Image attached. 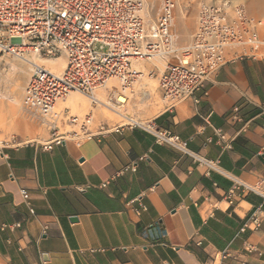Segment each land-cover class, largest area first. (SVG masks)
I'll use <instances>...</instances> for the list:
<instances>
[{
	"label": "crops",
	"instance_id": "obj_1",
	"mask_svg": "<svg viewBox=\"0 0 264 264\" xmlns=\"http://www.w3.org/2000/svg\"><path fill=\"white\" fill-rule=\"evenodd\" d=\"M178 9L179 4L173 33L181 46L178 25L184 22ZM196 28L197 21L192 35ZM235 54L239 51H231L228 63L176 109L167 110L161 100L156 115L133 117L155 121L187 141L191 151L219 160L227 175L254 184L264 181V49L254 58L233 60ZM141 65L136 86L146 73L161 70L155 65L145 72ZM13 74L0 73V139L19 135L34 142L0 152V264H264V220L259 231L238 234L258 207L264 212L260 197L250 194L230 206L229 177L205 175L189 157L140 129L45 151L40 144L50 134L38 136L35 125L19 116L22 81ZM84 107L79 101L73 110ZM93 117L96 124H122L94 112ZM217 130L233 140L231 150L207 143ZM132 162H138L137 171L119 176ZM140 205L147 210L137 215ZM15 224L20 228L1 229ZM154 227L166 235L152 238L148 230ZM224 252L229 256L222 259Z\"/></svg>",
	"mask_w": 264,
	"mask_h": 264
},
{
	"label": "built area",
	"instance_id": "obj_2",
	"mask_svg": "<svg viewBox=\"0 0 264 264\" xmlns=\"http://www.w3.org/2000/svg\"><path fill=\"white\" fill-rule=\"evenodd\" d=\"M177 7L178 0H0V56L24 63L33 57L65 60L60 73L41 64L29 66L22 107L38 118L50 134V140L40 144L45 151L69 141L101 139L125 128L140 129L152 135L158 144L189 157L205 169V175L218 172L229 177L232 186L225 199L230 206L250 194L260 197L264 204V181L251 184L227 175L219 160H209L191 151L187 141L160 129L155 121L127 117L121 125L110 127L96 124L92 113L73 116L67 109L59 108L71 94L86 97L93 108L103 107L96 98L100 91H108L117 109L124 108L128 94L143 77L137 66L164 60L166 66L157 81L162 103L172 111L192 98L228 63L231 51L238 50L233 60H241L254 58L257 49H264V19L255 20L243 6L228 2L201 3L196 31L187 45L178 46L173 33ZM207 143H215L227 151L232 149L233 140L217 130L215 138ZM6 146L19 145L2 143L0 152ZM137 167L138 162H132L118 175L134 173ZM21 195L34 215L29 193L23 190ZM146 210L140 205L135 213L140 215ZM263 220L260 206L238 234L259 231ZM6 228H20V224L4 225L1 229ZM148 234L155 239L166 232L154 227ZM247 251L254 249L247 247ZM228 256L224 252L222 259Z\"/></svg>",
	"mask_w": 264,
	"mask_h": 264
},
{
	"label": "rangeland",
	"instance_id": "obj_3",
	"mask_svg": "<svg viewBox=\"0 0 264 264\" xmlns=\"http://www.w3.org/2000/svg\"><path fill=\"white\" fill-rule=\"evenodd\" d=\"M228 2L232 6H243L248 15L251 16L255 20H262L264 19V0H178L179 9H178V18L183 20L184 23L178 25V42L181 46L187 44L189 42L191 35H192V26L197 21L196 13L199 9L201 3H222ZM155 18V17H153ZM177 24V23H176ZM189 29V30H188ZM187 30L189 31L187 33ZM42 60V59H36ZM49 60H53L55 63L51 64L56 67L58 70L63 71L65 66V60L63 58L59 59H45L42 60L45 65ZM141 68L145 70V72H150L153 70V67L157 65L161 68L160 71H156L151 73V75H147L142 80V82L136 86L131 93L128 94V104L124 108L120 110L126 114L127 117L134 118L133 116H141V117H152L156 115L162 108L163 105L161 103L160 95H159V88H158V81L157 76L160 72L163 71L165 68L163 61L157 60L154 62H143L141 63ZM18 68V70H16ZM20 69L24 71L22 75V82L20 84V94H19V116L28 120L30 123L34 124L38 131V136L43 135V133L48 132L46 128L42 125L38 118L32 117L28 114L23 107L21 106V98L23 96L24 87L28 82L29 79V65L12 58L10 56H0V73L3 76H7L10 73H13V78H16V75H20ZM9 87L11 86L10 83L8 84ZM13 88L15 87V83L12 82ZM115 85V84H114ZM76 100L79 102L84 103L85 107L81 108L79 111H74L73 108L68 107L71 115L73 116H86L89 113H97L100 116L104 117L107 120H113L116 122L124 123L122 119L115 116L110 111H107L104 107H96L93 108L91 102L84 96L79 94H74ZM99 99L105 103L109 99L108 91H100L98 93ZM111 101V100H110ZM63 104V103H62ZM60 105V109L66 108L67 105ZM139 105L140 107H137ZM81 106V105H80ZM67 109V108H66ZM139 109V110H138ZM1 129V125H0ZM15 138V139H14ZM14 139V140H13ZM40 140V139H39ZM41 141V140H40ZM34 140H28L20 137L19 135H11L7 138L0 139V145L3 144H10V145H23L28 143H33Z\"/></svg>",
	"mask_w": 264,
	"mask_h": 264
},
{
	"label": "bare ground",
	"instance_id": "obj_4",
	"mask_svg": "<svg viewBox=\"0 0 264 264\" xmlns=\"http://www.w3.org/2000/svg\"><path fill=\"white\" fill-rule=\"evenodd\" d=\"M36 59H41V58H37V57H33V58H30V59H28V61L26 62V64H28L29 66H31V64H33V63H36V64H40V63H37V61H39V60H36ZM42 60H45V59H42ZM41 60V61H42ZM46 63H48V65H50V68L52 69H49V70H51V71H53V72H55V73H60V72H57V71H59L56 67H54L53 65H51V64H53V63H55L53 60H49V61H47ZM42 65V64H41ZM44 66V65H43ZM48 69V68H47ZM62 72V71H61ZM24 74V71L23 70H21L20 69V75L18 76V75H16V77L18 78V82H20V81H22V75ZM99 93V92H98ZM98 93L96 94V98L98 99V100H100L99 99V96H98ZM89 100V99H88ZM90 101V100H89ZM101 101V100H100ZM66 102V105H72V108L74 107V108H77V106H78V101L76 100V97L74 96V94H71L69 97H68V99H67V101H65ZM64 102V103H65ZM91 102V101H90ZM102 103H103V101H101ZM62 104V103H61ZM104 104V108L107 110V111H110L111 113H113L114 115H117L118 117H120L121 119H126L127 118V116H126V114L125 113H123V111H121L120 109H117L116 107H115V105L110 101V100H107L105 103H103ZM139 110V109H138ZM124 121V120H123Z\"/></svg>",
	"mask_w": 264,
	"mask_h": 264
}]
</instances>
